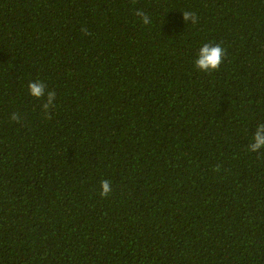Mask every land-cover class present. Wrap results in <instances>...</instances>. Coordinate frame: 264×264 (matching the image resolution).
Returning <instances> with one entry per match:
<instances>
[{"label": "trees", "instance_id": "trees-1", "mask_svg": "<svg viewBox=\"0 0 264 264\" xmlns=\"http://www.w3.org/2000/svg\"><path fill=\"white\" fill-rule=\"evenodd\" d=\"M262 122L264 0H0V264H264Z\"/></svg>", "mask_w": 264, "mask_h": 264}, {"label": "clouds", "instance_id": "clouds-1", "mask_svg": "<svg viewBox=\"0 0 264 264\" xmlns=\"http://www.w3.org/2000/svg\"><path fill=\"white\" fill-rule=\"evenodd\" d=\"M135 15L140 18L144 25L150 24V20L147 13L143 10L138 9L135 12ZM183 19L185 22L191 21L192 24L197 23L198 17L194 12L183 11ZM87 33V29H84ZM226 54V50L221 47L219 44L205 43L201 46L198 52V57L195 60V66L202 72H209L218 70L220 64L222 63ZM29 94L36 98H44V102L41 104V108L44 111V114L47 118H51L49 115L50 108L54 107V101L56 99V93L54 90L46 92L47 85L40 80L31 81L28 84ZM13 121L19 123L20 116L18 113H13L10 117ZM261 149H264V122L258 123L255 127V132L252 135L251 142L247 145V150L249 152H259ZM216 170H219L217 166ZM101 191L100 196L106 197L112 191L110 187V181L102 180L101 181Z\"/></svg>", "mask_w": 264, "mask_h": 264}]
</instances>
